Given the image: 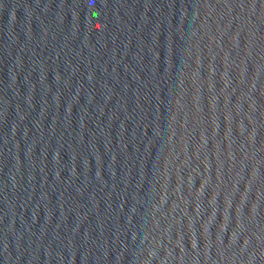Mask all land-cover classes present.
I'll return each mask as SVG.
<instances>
[{"label":"water","instance_id":"1","mask_svg":"<svg viewBox=\"0 0 264 264\" xmlns=\"http://www.w3.org/2000/svg\"><path fill=\"white\" fill-rule=\"evenodd\" d=\"M0 264H264V0H0Z\"/></svg>","mask_w":264,"mask_h":264}]
</instances>
